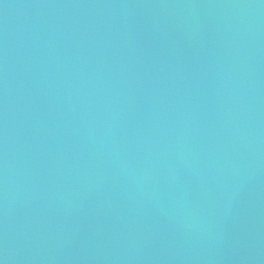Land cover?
Returning a JSON list of instances; mask_svg holds the SVG:
<instances>
[{
    "label": "water",
    "instance_id": "95a60500",
    "mask_svg": "<svg viewBox=\"0 0 264 264\" xmlns=\"http://www.w3.org/2000/svg\"><path fill=\"white\" fill-rule=\"evenodd\" d=\"M0 264H264V0H0Z\"/></svg>",
    "mask_w": 264,
    "mask_h": 264
}]
</instances>
